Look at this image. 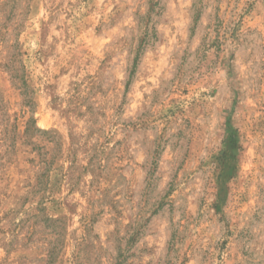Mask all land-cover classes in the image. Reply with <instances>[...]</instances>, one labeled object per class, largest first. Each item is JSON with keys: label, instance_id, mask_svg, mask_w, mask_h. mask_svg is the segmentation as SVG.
<instances>
[{"label": "rangeland", "instance_id": "obj_1", "mask_svg": "<svg viewBox=\"0 0 264 264\" xmlns=\"http://www.w3.org/2000/svg\"><path fill=\"white\" fill-rule=\"evenodd\" d=\"M0 264H264V0H0Z\"/></svg>", "mask_w": 264, "mask_h": 264}, {"label": "trees", "instance_id": "obj_2", "mask_svg": "<svg viewBox=\"0 0 264 264\" xmlns=\"http://www.w3.org/2000/svg\"><path fill=\"white\" fill-rule=\"evenodd\" d=\"M49 253H50V252H49ZM47 263H49V261H48Z\"/></svg>", "mask_w": 264, "mask_h": 264}]
</instances>
